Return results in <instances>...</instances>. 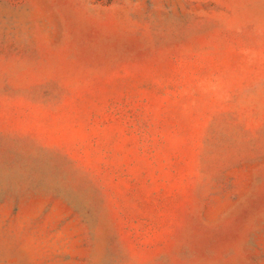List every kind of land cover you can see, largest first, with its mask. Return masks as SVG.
<instances>
[{"label":"rangeland","instance_id":"obj_1","mask_svg":"<svg viewBox=\"0 0 264 264\" xmlns=\"http://www.w3.org/2000/svg\"><path fill=\"white\" fill-rule=\"evenodd\" d=\"M0 264H264V0H0Z\"/></svg>","mask_w":264,"mask_h":264}]
</instances>
